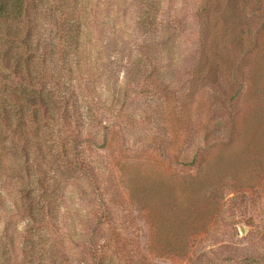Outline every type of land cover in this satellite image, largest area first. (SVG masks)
I'll return each instance as SVG.
<instances>
[{
	"label": "rangeland",
	"instance_id": "obj_1",
	"mask_svg": "<svg viewBox=\"0 0 264 264\" xmlns=\"http://www.w3.org/2000/svg\"><path fill=\"white\" fill-rule=\"evenodd\" d=\"M249 1L77 0L73 15L55 0L57 16L88 18L59 54L62 93L89 111V138L110 130V148L86 143L84 156L111 218L96 220L105 208L51 126L31 136L28 164L0 133V232L21 240L14 204L32 190L63 264H264V18Z\"/></svg>",
	"mask_w": 264,
	"mask_h": 264
},
{
	"label": "trees",
	"instance_id": "obj_2",
	"mask_svg": "<svg viewBox=\"0 0 264 264\" xmlns=\"http://www.w3.org/2000/svg\"><path fill=\"white\" fill-rule=\"evenodd\" d=\"M67 2L60 4L64 9L74 4V15L79 3L77 0ZM253 2L256 15L264 18V0L249 1ZM54 3L55 0H0V133L7 141L22 146L21 155L28 164L32 156L40 155L41 151L37 144L32 146L31 136L36 138L39 132L57 127L63 149H67L72 157L70 169L83 178L93 194H97L95 200L98 199L99 206L105 210L100 217L96 215V220L99 224H106L111 215L102 192L104 185L98 175L100 169L88 157L85 158L84 145L93 143L99 145V149L110 148L113 140L108 135L110 130L104 128L102 144H98L94 136L89 138L84 128L86 119L88 121L91 117L89 111L86 117L85 109L78 104L79 99L71 102L70 97L62 93V87L67 85L66 69L62 61L64 56L59 54L69 47L67 44L71 40L79 41L88 18L83 15L73 20L64 14L57 16ZM210 8L214 9L215 4ZM141 24L145 26L146 20ZM259 44L256 39L251 41L255 49ZM34 164L31 167L39 171L40 166ZM30 170L24 171L28 174ZM32 193L35 191L21 195L23 206L14 204V215L23 216L27 221L21 240L18 243L11 240L8 229L0 232V264H63L69 259L66 244L61 245L63 249L58 252L55 244L45 238L54 233L53 210L44 201L46 193L37 194L32 202H27L26 197ZM97 254L95 250L93 257Z\"/></svg>",
	"mask_w": 264,
	"mask_h": 264
},
{
	"label": "water",
	"instance_id": "obj_3",
	"mask_svg": "<svg viewBox=\"0 0 264 264\" xmlns=\"http://www.w3.org/2000/svg\"><path fill=\"white\" fill-rule=\"evenodd\" d=\"M242 233L244 234L245 233V231L242 229Z\"/></svg>",
	"mask_w": 264,
	"mask_h": 264
}]
</instances>
